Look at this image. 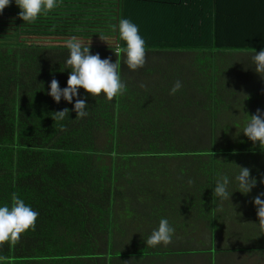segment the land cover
<instances>
[{"label": "trees", "instance_id": "16d2710c", "mask_svg": "<svg viewBox=\"0 0 264 264\" xmlns=\"http://www.w3.org/2000/svg\"><path fill=\"white\" fill-rule=\"evenodd\" d=\"M57 2L32 24L14 0L0 13V206L15 193L39 213L34 231L0 248V264H174L185 255L219 264L246 250L227 228L244 220L264 237L252 204L264 192V146L243 134L249 116L264 112V77L251 59L264 49V0ZM120 19L145 40L136 71L117 54L126 45L111 26ZM72 36L118 61L126 85L112 101L80 89L85 118L72 111L75 98L48 95L53 78L67 86ZM64 108L68 116L53 120ZM237 165L257 180L247 195ZM223 176L235 203L214 194ZM162 218L172 242L149 247Z\"/></svg>", "mask_w": 264, "mask_h": 264}, {"label": "clouds", "instance_id": "9594fccd", "mask_svg": "<svg viewBox=\"0 0 264 264\" xmlns=\"http://www.w3.org/2000/svg\"><path fill=\"white\" fill-rule=\"evenodd\" d=\"M13 0H0V13L10 6ZM20 11L18 18L28 24L34 23L41 15H47L50 11L58 7L57 0H14ZM112 30L119 32V40L125 42L124 47L117 48V54L124 53L126 59L124 64L131 71L142 68L146 63L145 40L139 34L138 26L129 19H120L119 24L112 25ZM101 39V38H100ZM102 40V39H101ZM65 46L69 50L66 66L71 70L67 79V86L61 88L58 80L53 78L49 84L48 95L59 103L63 98L67 103L73 104L76 118H85L88 115L87 103L79 97V90L95 98L103 95L106 100L112 101L115 97L123 95L126 85L120 78V64L118 61L111 62L110 58L101 59L99 54H90V42L85 45L77 37L72 36L65 41ZM254 51L252 64L254 72L264 77V49L258 53ZM264 79V78H262ZM182 84L176 81L170 89V95H174ZM69 109L64 108L56 111L52 115L53 120H63L68 116ZM249 116V115H248ZM243 134L252 142L264 146V112L257 109L254 114L249 116L248 123L243 129ZM239 168V174L235 177L238 184V191L247 195L256 186L257 180L250 175L251 169L247 167ZM189 183H192L189 180ZM260 184L264 185V176L261 177ZM229 178L221 177L215 185L214 194L221 200H230L232 193L228 191ZM264 192L258 193L253 199L252 204L256 209L258 224L261 232H264ZM39 213L26 205L24 200L13 193L11 206H0V248L6 243L15 246L19 243L22 234L28 230H35L36 220ZM174 228L166 218L159 221V225L148 237L146 243L149 247L158 245L167 246L172 242Z\"/></svg>", "mask_w": 264, "mask_h": 264}, {"label": "rangeland", "instance_id": "374dc122", "mask_svg": "<svg viewBox=\"0 0 264 264\" xmlns=\"http://www.w3.org/2000/svg\"><path fill=\"white\" fill-rule=\"evenodd\" d=\"M232 202L235 203V201L230 202L229 200V204H231ZM238 205L240 206V204ZM244 223L245 222L243 220V224L242 223L236 224V226L233 229L227 228L226 234L230 232L234 233V239H228V241L230 242L233 241L236 244H239L242 247H244L246 250L234 253L235 254L234 260L231 259V256L226 255L225 257L224 254H221L219 256V259H220L219 264H264V237H261L263 238L261 242L260 240L261 235H257V234L253 235L252 233L253 231H255L254 224L251 225V227H248V226H245ZM255 227H257V231H259L260 233L261 231L259 228L258 220L255 223ZM261 233L264 236V232H261ZM253 236H255V238ZM228 238H231V237L229 236ZM255 240L259 243L261 242V244H259L257 247H250L252 245H255L256 243ZM247 250H254V251L250 252ZM165 255L168 256L169 254H165ZM195 257L196 256L194 255H185V257L183 256L184 260L182 263H180L179 261H176L174 264H184V263L185 264H199V262L196 261Z\"/></svg>", "mask_w": 264, "mask_h": 264}]
</instances>
